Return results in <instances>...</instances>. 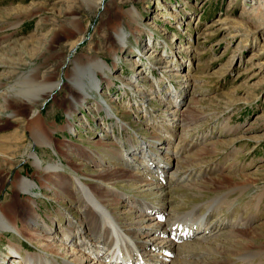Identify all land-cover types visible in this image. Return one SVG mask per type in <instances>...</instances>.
<instances>
[{
	"label": "rangeland",
	"instance_id": "1",
	"mask_svg": "<svg viewBox=\"0 0 264 264\" xmlns=\"http://www.w3.org/2000/svg\"><path fill=\"white\" fill-rule=\"evenodd\" d=\"M93 2L100 0H0V107L2 97L17 82L27 86L30 71H37L35 78L46 83L66 80L70 67L64 64L74 50L75 58L83 62L92 57L111 66L105 71L106 82L92 92L83 107L73 110L72 99L80 96L64 84L38 106L17 99L7 113H13V118H7L6 113L0 116V202L8 206L10 218L21 228L30 208L29 197L19 194L16 186L18 178L24 176L42 186L35 189L36 210L54 220L49 224L61 236L57 245L69 249L79 240L73 236L70 246L63 237L68 221L78 224L84 210L76 200L67 196L58 199L55 189L45 187L52 186L50 179L42 177L43 172L37 173L27 157L36 153L45 164L62 161L58 164H62L64 177L77 176L100 193L104 192L101 186H112L114 197H101L120 227L138 230L133 238L141 239V251L147 256L146 248L166 264H264V0H104L98 9ZM22 8L32 15L19 13ZM116 28L127 35L124 51L118 49ZM145 49L148 51L143 53ZM178 99L184 104L177 109L172 100ZM124 100L130 101L127 109ZM134 101L140 102L131 105ZM107 106L117 118L99 111ZM132 106L135 110L130 112ZM144 109L140 115L143 121L136 120ZM32 117L39 118L45 129L55 131H47L55 151L36 145L33 133L40 129L33 128L36 121ZM149 123L158 127L149 128ZM68 124L75 126L74 134L66 129ZM95 124L99 128L92 132ZM209 125L212 142L208 143L211 137H202L199 145L207 144L193 154L186 144L189 152L176 154L184 152L179 156L180 164L175 155L163 151L173 152L168 147L177 150L178 145L195 140L193 132ZM160 129L167 134L157 132ZM229 129L237 132L221 134ZM177 132L178 142L174 141ZM133 146L148 152L156 165L158 155L165 164L181 165L168 174L169 181L180 178L181 183L169 184L165 191H158L156 183L146 187L148 183L143 182L147 180H141L137 172L118 165L132 157L127 153ZM202 171L216 175L199 174V180L196 174ZM152 177L158 180L156 174ZM131 193L147 199L127 206L123 199ZM159 201L160 209L171 214L199 205L219 208L216 225L229 229L214 230L210 240L174 247L176 243H170L165 234L149 230L159 228L169 234L168 222L177 223L190 212L166 222H158L148 212L144 214L147 218L141 219L138 208L153 207L152 202ZM231 208L235 217L240 213L244 218L224 222ZM202 217L194 213L185 221L192 224ZM58 221L62 224L59 228ZM203 229L194 228L195 232ZM9 241L22 245L23 254L38 252L12 233L0 234V251H5ZM156 247L173 254L166 257L151 250ZM214 248L217 250L210 254ZM188 249L196 250L184 260L179 254ZM79 253L90 259L84 251ZM14 257L18 256H10L7 264H12ZM87 264L95 263L90 259Z\"/></svg>",
	"mask_w": 264,
	"mask_h": 264
},
{
	"label": "bare ground",
	"instance_id": "2",
	"mask_svg": "<svg viewBox=\"0 0 264 264\" xmlns=\"http://www.w3.org/2000/svg\"><path fill=\"white\" fill-rule=\"evenodd\" d=\"M102 2H104V0H100L99 3L93 2L92 5L96 4L95 9H98ZM19 13L25 14L26 16L32 15L25 8H22ZM114 36L118 42L119 51H124L128 47L126 45V33L122 30V28H116ZM146 51H148V49L143 50V53ZM72 55L73 56H71V58H69L64 64L67 67H70V73L66 77V80L55 83H46L45 81H39L35 78V73L37 71H30L26 76L27 86L23 83L17 82L2 97L0 116L2 113L7 114L10 111L12 103L18 102L17 99H20L21 102H24L29 106H38L45 99L52 96V94L62 90V88L65 87L64 84L76 91L80 96L78 100L72 99L74 107L73 110L79 108L80 106L83 107V105L91 99L92 92L97 90L101 84L106 82L104 80V78L107 79V73H105V71L108 69L111 70V66L106 61L104 63V60L102 61L101 59L92 57L85 58V61L83 62V60L75 58V50L72 52ZM99 111L105 112L108 118H117L115 114L113 115V113H111L108 106L102 108L99 107ZM13 116L14 114L10 113L7 114L6 117L13 118ZM71 117L72 114L68 115L67 119ZM32 118L33 122L36 121L33 128L40 129V131H35L33 133V139L36 142V145L54 149L55 151V143L47 132L49 131L51 134L53 132L54 134L55 131H51L50 127L48 130L45 129V124H43L39 118ZM66 126L68 132L70 134H74L75 126H71L69 124ZM150 142H148V144ZM141 144L146 143L141 142ZM125 146L128 145L125 144ZM136 150L137 146H133L131 150L130 147H128L127 154H134ZM27 155L37 173L43 172L41 176L50 179L49 184L52 186H45L49 188V191L55 189L57 191L56 195L58 199L61 198V196H67L70 200H76V202L82 206L81 209L84 210V215H82L78 224L68 221L69 228L66 229L63 237L67 241L73 236L77 237V239L81 237L82 242L79 245L75 242L74 247L69 249L57 245L61 236L59 233H56V230H54L49 224V222L52 223L54 220L44 218L36 210L38 209V206L36 203L37 192H35V189L41 188L42 186L36 180L22 176L18 178L16 186L19 194H24L29 197L30 208H28L26 215L22 219V227L19 228L16 220L10 218L8 206H4L3 203L0 202V234H18L22 239L27 240L38 252L25 251L26 253L23 254L22 250H24V248L22 245L9 241L5 251H0V264H7V259L10 258V256H18L13 258V264H87V262H90V259L79 253L81 250L84 251L82 247L86 244L90 249V254L96 253L101 249V246H107L109 248L105 254L106 257L108 256L107 258H101L97 254H94V260L98 261L96 262L97 264H138L134 261L135 259L131 261L136 256L138 258L140 254V252L138 254V249L141 250V239L133 238V235H135L138 230L133 229L130 226H122L124 229L120 227L117 222V217L112 213L110 208L106 206L103 197H101V194L104 196L114 197L115 190L112 186L107 187V189L101 186V189L104 190V192L100 193L97 189H92L89 184L84 182L85 180L82 181V179L77 176H72L70 178L64 177L63 169H61L62 167L60 166L62 165L61 163H63L62 161H59L61 162L60 164H58L59 162L45 164V162L40 159L36 153H29ZM100 172L105 171L100 170ZM71 178L73 180L72 183L70 182L72 181ZM145 207L144 209L138 208L140 209V213L143 215L141 219L147 218L144 215L145 212H148L149 216L151 212H154L153 209H156L155 206ZM159 210H161L160 207H157V211ZM192 216H194V212H190L186 217L181 218L174 227L178 228L180 225H188L192 228V230H194L195 226H197V230L203 229L205 226L203 217L201 219H194L192 224L185 221L191 219ZM149 231L150 233L155 232V235L167 233V231H161L159 228H152ZM216 250L217 248H214L209 252L212 254V252ZM158 257L159 255L149 253L147 257H143L144 264H166V262Z\"/></svg>",
	"mask_w": 264,
	"mask_h": 264
}]
</instances>
